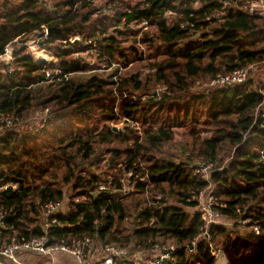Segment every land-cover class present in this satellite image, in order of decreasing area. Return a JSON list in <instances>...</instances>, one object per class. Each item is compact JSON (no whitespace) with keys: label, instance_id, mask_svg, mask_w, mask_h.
<instances>
[{"label":"trees","instance_id":"obj_1","mask_svg":"<svg viewBox=\"0 0 264 264\" xmlns=\"http://www.w3.org/2000/svg\"><path fill=\"white\" fill-rule=\"evenodd\" d=\"M98 1L0 0V54L37 32L52 57L39 62L22 45L10 72L0 65V117L24 122L48 111L34 130L0 131V246L43 236L49 246L89 236L133 251L173 243L169 259L156 264H214L199 211L185 209L197 208L195 198L211 187L223 217L259 227L241 233L212 224L211 241L220 237L229 264H264V80L250 75L209 85L218 73L264 62V14L229 8L223 19L207 20L220 0ZM43 26L59 32L43 38ZM113 65L123 72H97ZM46 71L52 83L45 84ZM84 72L91 74L74 76ZM118 122L121 131L109 125ZM176 137L190 159L163 149ZM104 153L105 174L120 163V175L131 172L132 192H97L108 180L89 169ZM196 157L214 163L208 178L196 172ZM117 172L106 176L109 189L122 186ZM63 184L71 195L66 211L55 215L61 226L45 228L43 204L62 200ZM23 252L15 251L20 260Z\"/></svg>","mask_w":264,"mask_h":264},{"label":"built area","instance_id":"obj_2","mask_svg":"<svg viewBox=\"0 0 264 264\" xmlns=\"http://www.w3.org/2000/svg\"><path fill=\"white\" fill-rule=\"evenodd\" d=\"M229 8H236L242 11H247L252 14L263 15L264 14V0H220V6L215 8L211 14L206 16L207 20L216 19L221 20L224 18L226 14V10ZM146 24L144 21L141 22V25ZM186 23L182 24L185 26ZM47 28L43 26V38H46ZM76 39H80V37H74L71 41ZM41 40V39H40ZM17 43V39L12 43L7 44L3 52L0 54V65H6L8 67V71L12 70L11 63L14 59V52L17 49H14V44ZM31 43H36L32 44ZM39 39L35 42L32 40L30 43L25 42V46L34 51L35 47L39 46ZM44 51V48L41 47ZM85 53H89V51H85ZM44 58V57H43ZM256 65H250L248 67L237 68L229 73L224 74H216L209 81V85H233L237 83H241L249 78V70L253 69ZM53 73L50 71H46V77L48 80L53 78ZM47 111V110H46ZM264 116V112H263ZM19 119L12 115H4L0 117V127H4V129H10L13 125H15ZM45 122V120H44ZM135 126L134 123H131ZM44 125V123L42 124ZM264 158V153H263ZM212 168V164H204L196 169V172L199 173L202 177L208 178L209 172ZM131 172L127 173V176H130ZM125 179L126 177H119V182L122 185L120 188H116V186H112L113 180L109 177L107 182L99 183L97 187V192H117L120 194H124L128 192L125 188ZM16 186L13 185L12 188ZM194 198V197H193ZM197 201V210L200 213L201 220L203 222V230L202 236H204L209 242L211 241V235L208 232V228L212 224H222L225 225L224 219L228 221V218L223 217L219 210V205L216 198L210 192L208 195L204 194V191H201L198 196L195 198ZM80 199L74 198V202L79 201ZM67 203H65V197L56 202H48L43 204V223L44 227H48L49 225L61 226L60 221L55 216L56 213L65 212L67 209ZM3 212L0 211V223H2ZM254 231L259 232V227L253 225L251 227ZM196 240L194 239L190 243V247L192 250L195 248ZM211 248V254L214 258V264L217 262V258L220 257L223 264H229L228 260H226L224 252L222 249L215 250L211 244L209 243ZM175 245L164 246L155 244L152 248L147 250L137 251L139 254H145L147 251L152 252V257L143 260L141 256L131 257L127 248L112 244H95V239L89 236H86L82 239H74L71 244H67L65 241H61L58 244L47 245L46 238L39 237L33 238L29 241L17 243L12 242L11 244L1 247L0 246V257L3 259L0 261V264H23L22 261L18 258L15 251L16 250H25L31 252H38L47 256H54L56 254H65L69 256L73 264H119L118 261H128L132 260L133 264H156L159 262H164L171 256L172 251L175 250ZM221 263V264H222ZM218 264V263H217Z\"/></svg>","mask_w":264,"mask_h":264},{"label":"rangeland","instance_id":"obj_3","mask_svg":"<svg viewBox=\"0 0 264 264\" xmlns=\"http://www.w3.org/2000/svg\"><path fill=\"white\" fill-rule=\"evenodd\" d=\"M103 2H104L103 0H99L97 2V6L98 7L102 6ZM194 6L198 7V6H200V3L199 2H195ZM103 11L105 12L106 10H103ZM132 27L135 28V29H138L136 26L135 27L132 26ZM38 39H39V34L37 32L31 33V34H29L27 36V38H24L23 42L17 41V43L14 44V49H17L19 46L25 45L24 44L25 42H29L30 43L32 40H34L36 42ZM76 41H81V38L79 40L76 39ZM129 41H130V39H129ZM126 43H128V42L123 43V45H125ZM32 44H36V43H31L30 46H32ZM140 48L141 49H145V46H141ZM25 49H26L27 53H29L35 59H44L46 61L52 59V57L50 56V53L48 52V50L44 49V51H43L41 49L40 45L39 46L37 45L35 47L34 51H31V49L29 47L28 48L26 47ZM81 55H83V57H86V59H89L90 61L94 60L93 57L90 56L91 53H87L86 54L84 52ZM116 69H119L120 72H123L121 67H118L117 65H113L111 68H108V69H106V68L98 69L97 72L103 74L104 76H107L110 73L114 72ZM145 72H147V71H145ZM145 72H143L142 78L146 74ZM90 74H91V72H84V73L76 74L74 76H79L81 78H86ZM249 75L253 76V78H255L256 81H263L264 80V62L259 63L258 65L254 66L253 69L249 70ZM144 78H145V76H144ZM52 81H53V79L47 80L45 84L52 83ZM201 81H202V83H201ZM207 81H208L207 79L198 80V81L196 80L195 83H194V86L195 87L204 86L207 83ZM156 88H155V93H157ZM47 112L48 111H46V110L45 111L37 110L36 112L32 113L27 118L26 121H24V122L23 121H21V122L18 121L15 124L16 125L15 128H19V130H21V131H30V130L36 129L37 127H41V126H43L42 124L45 123L44 119L46 117V113ZM109 125L115 131H121L122 129H124V126H125V124L123 122H118V123H114V124L112 123V124H109ZM130 125H131V127H134L132 124H130ZM132 129H134V128H132ZM4 130H5L4 127H0V131L1 132L4 131ZM176 132L180 133L179 130L176 131ZM178 140L179 139L176 137L175 140L172 143H176V141H178ZM172 143H168L167 145L164 146L163 149L166 150V152H168V153H172L176 157H182L183 159H190L189 156H188V153L183 151V148L181 147V142L176 143V144H172ZM108 156L109 155L107 153L102 154L103 158H101V161L97 165L94 164L92 166L93 168H90L89 170H92L95 173L100 174V176H101V178L103 180L104 178L108 179L110 176H108V177H106V176L108 174L112 173V171L114 172V169H115L116 171L119 172V173L118 172L116 173V177H119V176L126 177V179H125V188L128 190V192H132L133 189H134L133 182L130 179H128V176L120 175L121 172H122V171L120 172V169L122 168L120 163H116V166L113 165L114 169L111 172H108L107 175L105 174V173H107V169H108V162H109V160H107ZM214 162L217 165H222L223 164V162L218 157L214 159ZM193 163H195L194 165H199L198 167H200L201 165H204L203 163L200 162L198 157L193 159ZM209 163L212 164V167L214 166L213 162H208V163H205V164H209ZM210 188L211 187H208L207 189L203 190L205 195H208V193L211 192ZM62 190H63L64 196H65V203L68 204L69 201H70L69 196L71 195L70 185L63 184L62 185ZM161 195L162 194L158 193L153 198L156 199V200H159L161 198ZM134 196L140 197V196H142V194H134ZM76 198L79 199L80 197L77 196ZM185 209L187 211H189V212H192V211L196 210L197 208H185ZM133 219H134V214H132V216L130 218H128L127 220L124 221L125 224H126V227L128 229H130L131 223H134ZM224 223H225L226 227H228V229L230 231H237V232L239 231L241 233H246L247 231H251L252 230V228L248 224L249 223L248 220L238 219V221L237 220L234 221L232 219H229L228 221H226L224 219ZM220 242H221L220 237H216L213 241H210V244L215 250H218V249H221V243ZM170 245H174V244L173 243L172 244H164V246H170ZM127 248L129 249V252H130L129 254H130V256L132 258L136 257V256H141L143 258V260H145V259L150 258V257L153 256L151 251H147V252H145V254H139L138 255V252L135 251V250L133 251L130 246H128ZM56 255H58V254H56ZM56 255L47 256V255H43V254L38 253V252H31V251L29 252V251H27V252H23L20 257H21V260H22L23 264H73V261H72L71 258H69L68 259V263H66V262H64V260L60 259L61 257H58V256L55 257ZM2 259H3V257H0V261ZM222 260L223 259H221V255H220V257L217 258L216 262L218 264H221Z\"/></svg>","mask_w":264,"mask_h":264},{"label":"water","instance_id":"obj_4","mask_svg":"<svg viewBox=\"0 0 264 264\" xmlns=\"http://www.w3.org/2000/svg\"><path fill=\"white\" fill-rule=\"evenodd\" d=\"M57 32H59V29H56L54 27L47 28V34L48 35H51V34L57 33ZM44 61H45L44 59H39V62H44Z\"/></svg>","mask_w":264,"mask_h":264},{"label":"crops","instance_id":"obj_5","mask_svg":"<svg viewBox=\"0 0 264 264\" xmlns=\"http://www.w3.org/2000/svg\"><path fill=\"white\" fill-rule=\"evenodd\" d=\"M61 257L60 259L64 260V262L68 263V259L70 258L69 256L65 255V254H58L55 257Z\"/></svg>","mask_w":264,"mask_h":264}]
</instances>
